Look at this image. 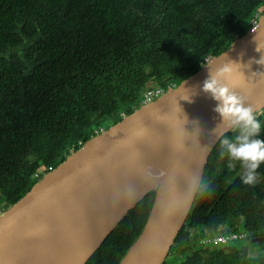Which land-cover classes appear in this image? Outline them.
<instances>
[{
    "label": "trees",
    "instance_id": "obj_1",
    "mask_svg": "<svg viewBox=\"0 0 264 264\" xmlns=\"http://www.w3.org/2000/svg\"><path fill=\"white\" fill-rule=\"evenodd\" d=\"M263 6L264 0H0V197L6 209L38 181L36 173L55 168L120 121L119 113L131 114L146 89L175 86L226 49ZM219 150L220 143L171 252L189 250L191 231L200 226L216 235L239 229L264 238V163L257 183L245 185L241 163L230 167ZM154 196L147 194L86 264H118ZM176 264H264V256L235 247L196 249Z\"/></svg>",
    "mask_w": 264,
    "mask_h": 264
},
{
    "label": "water",
    "instance_id": "obj_2",
    "mask_svg": "<svg viewBox=\"0 0 264 264\" xmlns=\"http://www.w3.org/2000/svg\"><path fill=\"white\" fill-rule=\"evenodd\" d=\"M254 36L264 45V13L195 73L91 136L42 175L0 214V264H86L152 191L146 222L118 264H164L213 149L234 130L221 131L216 101L200 86L208 70L259 58ZM232 67L231 79L223 82L264 111V74L253 72L264 65Z\"/></svg>",
    "mask_w": 264,
    "mask_h": 264
},
{
    "label": "clouds",
    "instance_id": "obj_3",
    "mask_svg": "<svg viewBox=\"0 0 264 264\" xmlns=\"http://www.w3.org/2000/svg\"><path fill=\"white\" fill-rule=\"evenodd\" d=\"M253 39L255 40V36ZM255 50L261 53L259 58H249L245 64L232 61V64L243 66V68L250 67L252 63L264 65V45L256 41ZM232 64L221 66L215 73L208 70L209 75L200 88L216 101L213 111L219 115L220 122L223 124L221 131L233 128L238 130L234 137L222 136L219 157L223 159L227 155L230 167L234 166L232 162L239 161L242 165L240 176L242 183L254 185L259 176L257 169L261 163H264V139L260 137L264 125L258 112L246 103L247 97L235 91L229 83L223 82L231 79L234 71ZM253 72L264 74V71L259 70ZM241 75H244V72H241ZM184 99H190V96Z\"/></svg>",
    "mask_w": 264,
    "mask_h": 264
},
{
    "label": "built area",
    "instance_id": "obj_4",
    "mask_svg": "<svg viewBox=\"0 0 264 264\" xmlns=\"http://www.w3.org/2000/svg\"><path fill=\"white\" fill-rule=\"evenodd\" d=\"M264 6L262 9H258L256 13L253 16V19L251 21L250 28L255 26L258 22L259 17L261 14H263ZM210 57H206L204 59V62H206ZM173 86H168L167 88L163 87H155V88H148L143 92L142 99L140 101V105L149 104L153 102L156 98L170 90ZM126 116L124 113H119L118 118L120 120ZM102 129H100L101 131ZM54 168L52 166H49L43 173H36L34 175L35 179H40L42 175L46 174L47 172L52 171ZM41 174V175H40ZM193 231V229H192ZM191 231V233H192ZM247 234L243 230H232L229 233L226 234H219L216 235L214 232L212 234L206 230L203 229L202 235L199 237L198 244L203 245L204 247H215L219 244H225L228 241H236V240H242L246 238Z\"/></svg>",
    "mask_w": 264,
    "mask_h": 264
},
{
    "label": "flooded vegetation",
    "instance_id": "obj_5",
    "mask_svg": "<svg viewBox=\"0 0 264 264\" xmlns=\"http://www.w3.org/2000/svg\"><path fill=\"white\" fill-rule=\"evenodd\" d=\"M261 120H263L264 118V114L261 115V117H259ZM264 125V124H262ZM235 129L227 134L228 137H234L238 130L235 131ZM226 134V135H227ZM220 143V141L218 142ZM218 145V144H217ZM216 145V146H217ZM215 146V147H216ZM214 150V149H213ZM206 169V168H205ZM205 173V172H204ZM204 177V176H203ZM202 183H203V180H202ZM202 186V184H201ZM201 188V187H200ZM0 201L3 203V199L0 197ZM203 229L208 231L206 228L204 227H195L193 228V231L191 233V238L193 240V242L190 243V246H189V250L186 249L185 247L182 249V252L185 253L186 255L190 254L193 250H196V249H209V250H214V249H219V248H229V247H235L237 249H240V250H246L248 253H249V256L251 257H260V256H264V248L262 247L261 245V242L264 238H250L248 235L246 236V238L242 239V240H236V241H228L226 242L225 244H219V245H216L215 247H204L203 245H199L198 244V240H199V237L202 235L203 233ZM212 234V233H211ZM178 251L176 252H171L169 253L170 254H174V253H177ZM179 253V252H178Z\"/></svg>",
    "mask_w": 264,
    "mask_h": 264
},
{
    "label": "rangeland",
    "instance_id": "obj_6",
    "mask_svg": "<svg viewBox=\"0 0 264 264\" xmlns=\"http://www.w3.org/2000/svg\"><path fill=\"white\" fill-rule=\"evenodd\" d=\"M259 9L261 10L262 7L259 8ZM263 114H264V111L259 112V113H258V116L261 117V115H263ZM261 121H262V124H264V118H263V120H261ZM235 131H237V129H235ZM235 131H234V133H235ZM5 209H6L5 205L0 201V214H1ZM185 255H186L185 253H174V254H170V255H168V257L166 258V261L169 262V263H171V264H176V263L181 262V261L184 259Z\"/></svg>",
    "mask_w": 264,
    "mask_h": 264
}]
</instances>
